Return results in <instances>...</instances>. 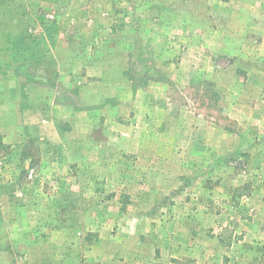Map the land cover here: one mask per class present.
Masks as SVG:
<instances>
[{
  "label": "rangeland",
  "instance_id": "rangeland-1",
  "mask_svg": "<svg viewBox=\"0 0 264 264\" xmlns=\"http://www.w3.org/2000/svg\"><path fill=\"white\" fill-rule=\"evenodd\" d=\"M233 3L237 7L243 1L0 0V70H3L0 98L17 95L22 105L26 102L27 84L47 86L58 81V75L54 74L58 73L54 49L49 52L46 40L53 39L56 56H60L64 41L70 38L74 56L80 58L72 62L73 72L69 77L89 84L92 88L86 94L91 97L90 103L94 102L87 109L89 133L94 140L85 144L78 138L79 123L74 126L72 138H64L66 146L76 141L78 145L71 147L87 148L90 156L85 158L88 164L83 169L79 166L84 164L80 157H68L62 153L63 147L56 145L60 143L63 125L56 121L44 123L41 117L39 125L44 124L41 132L37 126L29 129L16 154L9 158L8 148L0 150V264H33L31 253L21 250L31 241L41 242L40 264H51L50 254L60 253L72 238L60 230L66 228L67 233L79 239L86 231L85 215L90 218L101 215L110 205L111 197L117 196L121 202L130 195L137 199L144 197L149 190L144 170L146 157L122 149L101 155L112 147L108 136L131 132L143 137L147 131L159 129V125L164 128V123L158 122L161 114L168 110L177 115V106L183 101L228 133L226 139L220 135L209 137V142L214 139L218 156L213 159L211 155L213 160L208 164L209 167L222 164L227 169L224 175H217L221 178L216 184L217 193L213 197L207 196L210 193L202 195L208 199L207 203L192 200L196 195L192 189L173 188V194H177L173 200L166 199L153 207L170 213L171 217L182 212H210L216 216L218 225H225L218 232L206 223L202 231H196L194 239L192 228L183 231L185 241L197 239L198 249L215 246L212 256L202 254L200 260L207 258L213 264H264V102H260L261 95L253 97L257 92L251 88L255 90L260 83L264 84V75H258L259 80L246 75L229 55L225 58L211 51L212 41L219 40L213 36L214 32L227 30ZM91 21L101 27L98 40L94 39L97 25L94 31L88 26ZM210 57L221 68H238V76H219L213 81L207 73L201 74L210 67ZM155 81L170 85L166 91L171 100L167 104V99L156 96L152 110L149 108L153 121L146 123L149 119L144 116L146 113L134 117L132 104L140 99L132 95ZM232 82L252 90L248 91L249 98L245 97L249 105L246 115L225 113L227 100L245 95H227L223 85ZM9 87L15 89L13 93ZM61 88L73 115L80 119L85 109L78 104L76 89L68 92L63 85ZM99 95L102 106L96 107L94 100ZM97 117L100 118L95 122ZM28 119L31 122V116ZM129 142L122 141L121 147L128 148ZM199 147L192 148L199 153L194 158L198 159L196 165L202 166V160H209V155ZM227 148L232 153L223 157ZM152 161L154 164L156 159ZM176 199L181 201L175 202ZM161 221L163 230L170 232L175 228L176 219ZM53 229H57L54 234ZM151 229L148 226L147 233ZM185 246L191 248L190 255H198L192 244ZM193 264L202 263L197 260Z\"/></svg>",
  "mask_w": 264,
  "mask_h": 264
},
{
  "label": "crops",
  "instance_id": "crops-1",
  "mask_svg": "<svg viewBox=\"0 0 264 264\" xmlns=\"http://www.w3.org/2000/svg\"><path fill=\"white\" fill-rule=\"evenodd\" d=\"M242 1L243 4H238L237 7L234 6V3L230 4L229 10L232 16L226 23L227 30L225 33L214 32L213 36L219 38L220 41L218 39L212 41L211 51L215 52V54L225 55V58L230 56V59L234 61L237 67L243 69L246 75L258 77V75H264V0ZM95 24L97 27L94 26ZM88 26L93 28L92 31L96 27L97 31L94 39L98 40L101 27L98 23H92V21L88 23ZM228 28H232L231 31ZM46 42L50 45L49 52L54 49V57L58 66V73L54 74L58 75L59 79L58 81H52L49 84L50 86L34 83L27 84L24 87L26 102L22 105L17 101V95L9 98L2 96L0 98L1 139L9 150L8 157L10 158L18 151L19 144L23 141L25 133H29V129L34 130L37 126L36 128H39L41 132L44 124L39 125L40 117L44 123L48 121L59 122L63 125V132L58 138L60 143L56 145L63 147L62 153L66 156L80 157L84 164L79 166L83 169L88 164L85 158L90 156L87 148H83V146L80 149H76L74 147L78 145L76 141L68 143V146H66L64 138L71 139L74 133L73 130H75L76 124L79 123L81 128L80 133L77 135L78 138L84 140L85 144L90 139L94 140L90 136L91 133H89L90 117L87 111L89 107L94 105V102L90 103L91 97L86 94V91H89L92 87L86 82H78L73 80V77H69L73 72L72 62L80 58V56H74L72 49L74 47L70 38L64 41V48L60 52V56H56L57 47L53 39L52 41L48 39ZM79 54L82 55L81 53ZM210 63V67L204 69L206 71H201V74L207 73L209 79L212 77L210 80L216 81L219 76H238V68L233 66L221 68L215 64L211 57ZM0 72H3V70H0ZM66 76L69 78L67 79ZM61 85H63L64 91L69 92L76 89L79 98L78 104L82 109H85L84 112L80 113V119L73 115L68 97L61 93ZM169 86V84H160V82L155 81L145 85L142 91L134 92L133 98L137 97L140 99L139 101H130L133 102L132 106L135 108L132 109L134 117L137 113H139L138 117H140L143 112V114L146 113L144 114L145 117L149 116V119H146L145 122L152 123L153 119L149 114V108L152 110L154 104L152 101L156 96H160L167 99L168 104L171 96L168 95L166 89ZM262 86L264 84L260 83L255 90L254 87H251L254 92H257V95L253 97L260 98L261 95V103L264 102V94H262L264 91L259 90L264 89ZM223 87L227 95L245 94H239V99L227 100L224 103L225 113L229 116H232L233 113L235 116L248 114L245 112L249 108L246 103L248 100L246 101L245 97L249 98L248 91L252 90L247 85L243 86L233 82L229 85L224 83ZM10 88L13 93L15 89L9 87V91ZM99 97L100 95L94 100L96 107L102 106ZM142 107L144 108L143 111ZM177 107L179 108L177 115L168 110L161 114L158 122L160 124L164 123V128L159 125V129L147 131L143 137L142 135L135 136L131 132L128 135L125 133L123 135H121L122 133L113 135L114 133H112V136L107 137L108 144H111L112 147L106 148L105 152L103 150L101 155H110L112 152L115 153V150L122 149L126 152L146 157L147 162H145L144 170L149 190L144 197L139 199L131 195L126 196L124 200L125 206H122L124 202H121L118 199L119 197L113 196L108 200L110 205L106 207L101 215H94L90 218L86 214L84 217L87 224V227L84 228L86 231H84L85 233H82L83 230L78 232L83 234L79 239L74 238L73 234L67 233L68 230L66 228L60 230V232H64V234L72 236V238L68 240V245H63L62 253L50 254L51 264H193L197 263V260L202 264H213L212 260L207 258L200 260L199 255L212 256L215 252V246L208 250L201 247L198 249L195 247L197 239L193 240V242L190 239L185 241L183 231L186 229L191 231L190 228H192L194 235L191 236L194 239L196 231H202L206 223H209L210 226L213 225L214 229L216 228L215 230L220 232L225 225H218L215 215L210 212L200 211L182 212L171 217L170 213L165 214L167 213L166 211L163 213L153 207L155 204L164 203L166 199L173 200L175 197L173 195H177L173 194V191H175L173 188H180L181 191L183 189H192L196 194L192 197V200L207 203L208 199L202 197V195L210 193L207 196L213 197L217 193L215 190L216 184L218 180H221L217 175H224V170L227 169L222 164L217 165L214 163L210 167L208 164L215 156H218L214 139L209 142V140L211 141L209 137L220 135V138L226 139L228 133L218 128L215 122L210 121L211 118L206 117L189 103L183 101ZM30 116L32 118L31 122L28 119ZM99 118L97 117L95 122H98ZM34 119H38V122L34 121ZM132 122H135V119ZM229 136L232 137L231 132H229ZM38 139H41L40 133L38 134ZM124 140L130 141L128 148L121 147V142ZM73 144L75 145L71 147ZM193 145H199V148L209 155V160H202L204 162L202 166L196 165L198 159L194 160V158H198L199 153L192 148ZM64 147H67L68 150L65 151ZM11 150L12 152H10ZM231 153L232 150L227 148L223 150L222 156L225 157ZM211 155L213 159H211ZM152 159H156L154 164ZM224 178L223 176L222 179ZM180 201V199L175 200V202ZM162 218L176 219L175 228L170 232L163 230ZM90 220L92 222L89 224ZM183 220H188L189 223H185ZM148 226L153 228L150 233H147L150 230V228L147 230ZM55 232H57V229L52 230L53 234ZM90 237L92 240H90ZM154 237L156 238L154 239ZM180 237H183V240L178 239ZM40 243L31 241L28 246H24V249H21L22 245L20 247L22 251L31 253L33 264L41 263L42 247ZM185 244H192V248L199 252L198 255L195 253L190 255L191 248H187ZM204 250L205 253H202Z\"/></svg>",
  "mask_w": 264,
  "mask_h": 264
},
{
  "label": "trees",
  "instance_id": "trees-1",
  "mask_svg": "<svg viewBox=\"0 0 264 264\" xmlns=\"http://www.w3.org/2000/svg\"><path fill=\"white\" fill-rule=\"evenodd\" d=\"M7 147L6 145L2 142L1 135H0V150H5Z\"/></svg>",
  "mask_w": 264,
  "mask_h": 264
}]
</instances>
